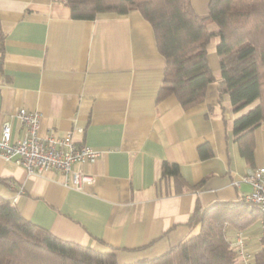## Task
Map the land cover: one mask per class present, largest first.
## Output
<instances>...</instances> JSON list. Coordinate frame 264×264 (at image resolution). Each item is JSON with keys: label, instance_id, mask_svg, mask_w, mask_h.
<instances>
[{"label": "crops", "instance_id": "1", "mask_svg": "<svg viewBox=\"0 0 264 264\" xmlns=\"http://www.w3.org/2000/svg\"><path fill=\"white\" fill-rule=\"evenodd\" d=\"M192 3L208 15L210 0ZM209 29L215 80L201 102L185 109L173 94L158 100L166 59L139 10L79 19L65 0H0V133L10 119L13 138L22 136L16 114L24 107L41 113L42 136L72 131L77 143L101 151L82 165L95 174L83 189L66 185L59 171L30 174L0 154V196L57 236L114 251L125 264L161 255L197 232L199 224L189 225L197 203L250 193L244 177L264 164V121L254 129L250 163L233 131L250 107L237 111L221 93L219 28L212 22ZM202 144L208 157L201 156ZM165 161L179 165L182 192H164ZM239 230L255 260L262 216L245 229L230 227L228 235Z\"/></svg>", "mask_w": 264, "mask_h": 264}, {"label": "trees", "instance_id": "2", "mask_svg": "<svg viewBox=\"0 0 264 264\" xmlns=\"http://www.w3.org/2000/svg\"><path fill=\"white\" fill-rule=\"evenodd\" d=\"M72 17L94 19L103 12L127 13L137 9L153 26L166 67L158 100L175 95L185 109L201 102L215 80L208 58L212 33L219 30L220 90L227 92L235 110L250 107L234 120L240 152L254 158V129L264 121V0H210L209 13L201 16L192 0H65ZM202 157L211 151L200 146ZM160 183L164 192L180 193L185 180L176 162L165 161ZM172 186V188H171ZM260 216L258 207L244 197L197 203L189 225L199 230L165 253L125 264H238L230 247V227L245 229ZM262 248L254 264H264ZM0 264H121L114 251L63 239L27 219L17 205L0 196Z\"/></svg>", "mask_w": 264, "mask_h": 264}, {"label": "built area", "instance_id": "3", "mask_svg": "<svg viewBox=\"0 0 264 264\" xmlns=\"http://www.w3.org/2000/svg\"><path fill=\"white\" fill-rule=\"evenodd\" d=\"M23 126V134L16 139L12 135V122L7 119L0 133V154L6 160H15L30 174L56 170L64 175V183L83 189L95 181V174L82 168L84 163H93L101 151L89 144L77 143L73 132L64 136L44 137L40 133L41 113L21 107L16 114ZM83 130L82 127L79 128ZM252 191L244 198L254 203L262 213L264 227V164L248 170L245 175ZM16 198H14V202ZM230 247L236 251L238 264H254V255L248 249L244 233L239 230L228 235Z\"/></svg>", "mask_w": 264, "mask_h": 264}]
</instances>
